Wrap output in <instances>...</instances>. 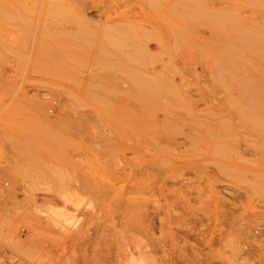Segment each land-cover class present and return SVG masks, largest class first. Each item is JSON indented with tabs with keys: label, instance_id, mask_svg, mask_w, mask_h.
<instances>
[{
	"label": "rangeland",
	"instance_id": "1",
	"mask_svg": "<svg viewBox=\"0 0 264 264\" xmlns=\"http://www.w3.org/2000/svg\"><path fill=\"white\" fill-rule=\"evenodd\" d=\"M0 261L264 264V0H0Z\"/></svg>",
	"mask_w": 264,
	"mask_h": 264
},
{
	"label": "built area",
	"instance_id": "2",
	"mask_svg": "<svg viewBox=\"0 0 264 264\" xmlns=\"http://www.w3.org/2000/svg\"><path fill=\"white\" fill-rule=\"evenodd\" d=\"M0 264H8V263L5 261H0Z\"/></svg>",
	"mask_w": 264,
	"mask_h": 264
}]
</instances>
